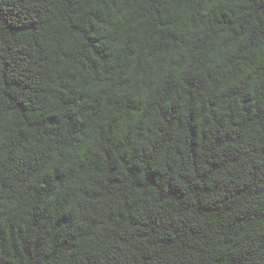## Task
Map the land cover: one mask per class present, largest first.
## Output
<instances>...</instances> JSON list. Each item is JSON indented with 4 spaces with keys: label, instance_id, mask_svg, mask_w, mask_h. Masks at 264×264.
Returning <instances> with one entry per match:
<instances>
[{
    "label": "trees",
    "instance_id": "1",
    "mask_svg": "<svg viewBox=\"0 0 264 264\" xmlns=\"http://www.w3.org/2000/svg\"><path fill=\"white\" fill-rule=\"evenodd\" d=\"M0 264H264V0H0Z\"/></svg>",
    "mask_w": 264,
    "mask_h": 264
}]
</instances>
